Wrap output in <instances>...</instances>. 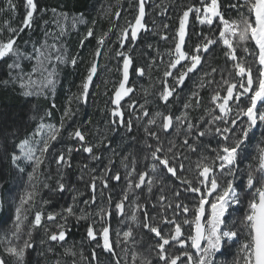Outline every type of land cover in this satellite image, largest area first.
Instances as JSON below:
<instances>
[{
	"label": "rangeland",
	"instance_id": "374dc122",
	"mask_svg": "<svg viewBox=\"0 0 264 264\" xmlns=\"http://www.w3.org/2000/svg\"><path fill=\"white\" fill-rule=\"evenodd\" d=\"M205 2H208V0H205ZM12 3L15 6L14 10L9 8L8 0H0V41H7L9 37H17L19 31L13 32L11 29L19 30L23 26L22 22L25 19V11H27L26 2H24L23 6L21 4L23 12L16 7V0H12ZM195 4L201 7L200 0H145V17L142 22L147 26L148 31L141 30L138 34V39L126 42L123 45V49L121 47L116 48L118 38L121 30L127 27L128 22L134 23V18L138 15V0H95L92 5L93 14L91 19H89L87 14H74L63 8H57L55 11H53L54 9L47 11L39 9L34 14L32 25L28 29V31L32 32L26 37H22L17 43L23 53L32 57L31 60H21L23 72L32 73V69L37 66L35 49L41 48L45 42L48 45L54 44L60 48L66 59L70 60L75 57L77 63L75 66L70 63H59L56 65L57 76L55 77L56 85L54 90L46 88L43 89L40 95L25 96L19 82H14V78L20 70H10L7 67V64L12 62L11 59L5 58V60H1L0 75H3V85L19 93L24 101L30 102V108L25 121L27 126L22 128L23 131L21 133H16L19 129L10 126L6 131H2L1 134L0 153H6L4 151L6 142L8 162L14 179L7 183L10 188L7 194V205L9 203L7 207L10 213L8 212L6 222L0 225V241H3L0 243V258L7 259L9 264H16L15 259L5 252L6 241L13 240V243H16L12 236L15 222L14 211L19 205L18 198L29 187L27 177L32 172L33 167L21 157V161H18V163L25 168V172L19 173L11 162V155L13 153L20 154L19 143L25 138H32L40 123L59 127L60 121L63 119L64 128L58 140L52 143L49 149V157H46L44 164L38 170V180L33 181L36 184L39 195L36 197L35 205L27 213V220L24 221V228L27 230L34 221L35 212L39 210L44 213L41 222V226L44 227H42L39 235L37 236V232L32 229V241L38 238L35 258L39 259L40 256L46 257L47 254L51 256L53 254L56 256L54 259L57 264L60 254L53 250L55 246L52 248L48 243L46 244V240H44L46 237L45 232L59 231L58 224L65 223L61 219V215H67L64 209L73 207L77 215H79L80 210H85L89 215L86 219L81 220H78L76 216H68L66 230L71 222L76 220L82 223L85 229L89 226L93 227L98 234L97 240L102 243L99 230L104 226L110 227V239L114 242L122 241L123 232L131 229L133 231L132 239L135 240V243H132L131 240L127 244L115 243L114 251L116 255L113 256L101 247H97V241L90 240L91 249L89 250L86 240L82 237L84 232H82L83 234H78V239L63 242V247L61 244L58 246L63 250L62 252L67 259L69 258L67 263L71 264L76 261L77 264H115L116 260H120V264H132L131 257L133 253H139L141 256L150 257L153 264H157L158 249L155 248V245L158 238L153 236L140 223L143 220V210L146 209L148 212L149 218L147 222L158 224L162 233L167 236L171 226L164 224L162 218L169 217L178 220L183 218L182 216L174 217L173 209L168 208L167 205L171 202L174 207L175 203L181 202L191 207L195 201L190 199V197H194L196 194L184 191L187 185L181 184L180 180L172 177L171 174H166L162 166H159L160 170L157 173L151 172L150 152L153 149L149 148L148 145H156V140L149 136L144 129L148 128L158 134L160 144L165 149L162 154H167L166 149L169 141L176 143L178 146L176 151L183 152L187 157V159L182 160L185 166V175L195 183L197 161L202 156L213 157L215 155L213 149H216L220 143L214 128L217 125L222 126V121H216L215 124L211 125L213 130L206 136L197 138L195 135L199 130L209 129L212 115L219 113V109H215V112L211 115L208 111L215 108V105L210 103L211 96L214 94L213 90L220 91L221 96L226 95L224 89H226L227 85L221 83L222 76L224 80H240V77L235 73L234 62L226 55L228 50L218 39L219 31L222 30V25H219L218 19L214 20L212 25L200 24L195 19V14H190L186 26L184 50L191 53L195 46L204 42L205 38L216 39V43L209 47L207 53H201V64L198 65L194 72L188 74L182 86L176 87V91L169 98L168 103L165 104L160 99V92L164 88L163 82L167 81L169 87L174 84L172 77H164L163 73L169 61L168 53L177 42L176 32L179 28V20L183 11L188 6ZM231 4H243V0H219V10L226 19L237 20L239 19V12H245V9L240 8L238 12L236 9L229 7ZM113 11H119L121 18L116 19V17H113V22L111 21L105 29L104 25L106 24L104 22ZM81 17L82 22H78L73 26V18L80 19ZM95 17H99V21L95 20ZM164 25H167V28ZM89 28L93 31V36L91 37H87ZM108 32L111 36L105 39L104 45L100 49L101 55L97 58L94 56L98 47L97 40L101 35ZM163 36H167L168 39H162ZM93 40L94 46L89 42ZM234 45L238 59L243 61L246 66L251 65L255 81L259 67L254 55L258 51L255 47V42L251 39L244 42L234 41ZM245 48L249 51L245 52ZM120 50H124L132 58L126 87L132 88L133 91L124 97L120 105L125 121H132L131 132L127 131L125 127L112 123L113 120L119 119L112 116V110L116 107L112 101L114 93L123 79V57L116 55ZM161 58L163 62H161ZM94 59L97 62V72L89 86L87 102H84L78 97L82 92V84ZM139 68L145 69L143 76L139 75ZM212 69H216L215 73H212ZM172 71L173 75H176L177 70ZM229 73L232 74L231 77ZM32 79L38 81L35 91H41L39 85V81L42 79L41 75L39 73L32 75ZM201 81L204 83L203 87L201 86ZM196 93L199 95L194 98ZM190 101L193 106L185 109L184 105ZM197 101H199L198 105ZM44 102L48 105L45 106V109L38 107ZM59 103L62 106L61 109H59ZM247 103L246 96H241L239 103L234 100L231 101L229 104L232 112L229 115V119L236 118L238 124L243 123L247 117H238L236 112L238 109L245 107ZM129 104L134 105V107H129ZM141 105H144V109L149 112V116H143L144 109H141ZM68 108L71 109V115L65 117L64 112ZM97 111L99 112L97 115H92V113ZM157 111L165 115L171 114L174 117L181 116L187 112V122L195 125L193 133L186 137L187 123L177 133L175 131V120L173 128L167 132L161 129L160 119H157L155 125L148 124L147 121ZM259 111L264 112V108L260 107ZM47 113H51V116L49 117ZM20 125H23V121L20 122ZM76 128H79L85 134L86 140L84 143L94 146L93 155L99 157V159H94L83 151L81 144L69 138L68 133ZM44 132H47V129H44ZM250 133L248 140L241 146L235 177L221 176L218 172L216 173L218 182L222 187L226 186L228 180L231 179L239 194L240 203L234 204L229 208L225 219L230 225L239 230L240 239L230 241L223 246L216 254L213 264H238L241 259L239 251L241 243L247 238V231L241 223L242 217L249 211L250 190L246 187L247 174L251 168L257 178H259L260 173L256 172L255 169L258 167L256 163H258L260 149L264 148V125L259 124L257 129ZM251 137L255 141L254 155L248 157ZM185 138L189 139L190 144L195 143V152L188 150L183 145ZM35 139L39 140L40 137L36 136ZM69 147L73 149L71 154L72 166L63 168L62 175L64 177L65 190L59 192L56 191L58 180L57 165L50 157H54L60 152H65ZM44 167L46 170L43 171L42 168ZM132 167H135L136 173L149 172L148 179H152L153 176L156 177L151 193L147 190V184L141 188L135 187L137 175L131 171ZM105 169H110L106 176ZM189 169H192V171H189ZM225 172H227V169ZM114 173L120 175L121 179L119 182L112 178ZM101 176L107 180V188L103 187L102 181L99 179ZM177 176H181L179 171ZM94 177L97 178L95 179V193L91 189ZM2 182L0 177V196L2 187L5 186ZM129 183L133 184L131 192L128 191L127 187ZM177 191L180 192L179 197L174 195V192ZM59 193L64 194L60 196ZM125 194L128 195V200L124 201V215H120L115 209V204L122 201ZM93 195H95V203H91ZM215 195L216 193H213L212 197L208 198L209 202L214 199ZM161 196L165 197L163 201L160 200ZM109 197H111L110 200ZM0 201L3 202L1 197ZM137 204L141 205L140 211L135 210ZM102 208H107L111 211L110 218L106 217V220H101L100 215L97 213ZM205 208L207 217L208 206L206 205ZM2 209H4L3 206L0 207V215ZM49 213L58 214L54 222L45 219ZM131 214H135L138 217L136 222L132 221ZM188 215L191 216V212ZM190 227L189 225L183 226L185 235H187ZM117 232L121 234L119 237L116 235ZM23 239H27V237L23 236ZM66 240H68V236H66ZM66 248H72L76 255L65 254ZM122 248H127V252L122 251ZM167 248H172L173 253L181 251L178 245L173 247L170 244L166 246ZM93 251L95 252V259L92 258ZM192 251L194 252L195 250L193 249ZM27 259L26 252L24 264H29ZM182 259H186V257H182ZM65 261L61 260L59 262L67 264ZM135 264H141L140 260L137 259ZM160 264H163V262H160Z\"/></svg>",
	"mask_w": 264,
	"mask_h": 264
},
{
	"label": "snow or ice",
	"instance_id": "6c2138e0",
	"mask_svg": "<svg viewBox=\"0 0 264 264\" xmlns=\"http://www.w3.org/2000/svg\"><path fill=\"white\" fill-rule=\"evenodd\" d=\"M201 7H196L190 5L186 10L183 11L182 16L179 20V28L176 32L177 42L174 48L168 53L169 61L167 68L164 71V77H172L174 84L169 87L167 81H164V88L160 92V99L163 100L165 104L168 103L169 98L173 96L176 91L177 86H182L185 79L188 77L189 73L194 72L198 65L201 64L202 55L201 53H207L209 47L216 43V39L205 38L202 44L195 46L193 51L190 53L184 50L185 37H186V26L189 21L190 14H195V19L199 21L200 24L212 25L214 19H218L219 25H222V30L219 31L218 39L222 42L225 48L228 50L226 55L234 62V70L239 81H234L232 79L224 80L222 76L221 83L227 85L226 95L221 96L220 91L213 90L214 94L211 96L210 103L215 105V108L209 109V114L215 112V109H219V113L212 115V120L209 124V129L199 130L196 132V137H204L212 131L211 125L215 124L216 121H222V126L217 125L214 128V132L220 139L216 149H213L215 155L213 157L202 156L196 163V176L194 177L195 183L192 179H188L185 175V166L182 162L183 159L187 157L183 152H177L178 147L174 141H169L168 147L166 149L167 154H162L165 149L162 144H160V138L155 131H150L145 128L144 131L156 140V145H148L149 148L153 150L150 152L151 159V172L157 173L162 166L166 174H171L172 177H176L180 180L181 184L187 185L184 191L188 193H194L196 196L190 197V199L195 202L191 207L186 203L177 202L174 207L170 202L167 207L173 209L174 217L182 216V220L176 218L163 217L162 222L171 226L169 234L165 236L158 224L148 223V212L146 209L143 210V220L140 221L142 226L146 228L149 232L154 233L158 241L155 245L157 251V264L163 262V264H213L215 254L221 250L230 241L239 240L238 229L233 225H230L226 221L225 216L228 213L229 208L234 204L240 203L239 194L234 187L233 180H228L226 186H221L218 182L217 172L222 175H227L229 177H235V169L237 166V159L241 152V146L249 138V133L252 132L254 128L257 127L258 123L264 125V112L258 110L257 105L264 108V0H243V4H231L229 7L236 9L239 12L240 8H244L245 12H239V19L230 20L226 19L224 14L219 10V0H200ZM8 6L10 9L14 10V4L12 0H8ZM26 14L25 19L22 22V28L19 30L11 29L13 32L23 31L24 28H30L33 22L34 14L37 12V4L35 0H26ZM55 11V10H53ZM63 15V14H62ZM116 19L120 18V12H115ZM145 17V0H138V15L134 18L133 22H128L127 27L121 30L120 36L118 38V43L123 49V45L126 42L135 41L138 39V34L141 30L147 32V26L142 22ZM65 19H67L65 17ZM82 22V17L80 19L73 18V26ZM167 28V25H164ZM63 31V29H62ZM93 36V31L91 28L87 31V37ZM107 38V33L101 35L97 40V49L94 53L95 57L101 55L100 49L103 47L105 39ZM162 39L167 40V36H163ZM253 40L255 42V47L258 49L255 52V59L258 61L257 78L254 81L252 75L251 65L246 66L243 61H240L237 57L236 48L234 41L244 42L246 40ZM245 52L249 50L244 49ZM252 54V53H249ZM117 56L123 57V68H122V82L114 93V99L112 101L115 104V108L112 110V116L118 117V120H113V124H118L125 127L127 131H132V121H125L124 113L120 109L121 101L130 92L133 91L132 88L126 87L129 80V68L132 64V58L124 50H120L116 53ZM35 57L37 61V66L32 69L31 74L23 72L21 66V60L29 59L32 57L27 56L23 53L16 43V37H9L7 41H0V60H5L9 58L12 60L11 63L7 64L10 70H20L14 82L18 81L20 88L23 89V94L25 96L40 95L43 89L51 88L55 89L57 76L56 65L59 63H70L75 66L77 60L75 57L69 59L65 58V54L56 45H48L46 42L41 48L35 49ZM161 62L163 59L161 58ZM187 62V63H183ZM51 65V67H49ZM172 70H177L176 75H173ZM216 69H212V73H215ZM97 72V62L94 59L88 69L87 76L82 84V92L78 99H82L87 102L89 86L93 80L94 75ZM139 75L143 76L145 73L144 68L138 69ZM39 73L42 79L39 81L41 91H35L38 81L32 79V75ZM207 75V74H206ZM222 75V74H221ZM231 73L229 76L231 77ZM239 85V87H238ZM255 85V86H254ZM201 86H204L203 81H201ZM242 90V91H240ZM250 93V95H248ZM199 94H194L198 96ZM247 97V105L241 109H238L236 116L247 117L243 123H239L236 118L229 119V115L232 112V108L229 101H235L239 103L240 97ZM199 101H197L198 105ZM191 101L185 104V109L192 107ZM54 107V105H53ZM129 107H134V105L129 104ZM141 109H144V105H141ZM50 117L51 113H47ZM71 115V109L68 108L64 112L65 117ZM143 116H149V112L144 109ZM157 119L161 120L160 127L162 130L167 132L169 129L173 128L174 120L176 123L175 131L180 132L181 128L187 123L185 135L186 137L193 133L195 127L194 124L188 121L187 112L181 116L174 117L171 114L165 115L157 111L147 123L150 125H155ZM64 128L63 119L60 121L59 127L52 124L40 123L38 128L33 134L32 138H25L19 143V155L13 153L11 155V162L15 165L19 173H24L25 168L21 166L18 161L23 160L28 161L33 167L32 172L28 175L29 187L24 192L19 199V205L14 211V227L12 236L13 240L6 241L5 252L12 256L16 264H24V258L26 251L32 247L34 244L32 242V229L40 227L44 213L41 211H36L34 215V221L29 225L28 229L24 228V221L27 220V213L36 203V197L39 195L36 184L33 181L38 180V170L41 165L44 164L46 157H49V149L52 143L58 140L61 131ZM47 129V132H44ZM39 136L40 139H35ZM70 139H74L77 143L81 144L84 152L88 153L94 159H99L93 155L92 145L85 144V134L76 128L74 131L68 133ZM183 145L187 147L188 150L195 152V143L190 144L189 139L185 138L183 140ZM79 150V149H77ZM73 149L71 147L67 148L65 152H60L50 159L57 165L58 180L56 185V191L63 192L65 190L64 177L62 175V170L65 167H71V154ZM147 159V157H146ZM127 167V165H126ZM227 169V172L225 170ZM110 169H105V176L109 173ZM131 171L136 173L135 167H132ZM181 173V176H177V173ZM192 171V169H189ZM259 172V178L249 170L247 174L246 187L250 190V199L248 203L249 211L246 215L242 217V226L247 231V238L240 246L241 259L238 264H264V148L260 149V156L258 158V167L255 169ZM137 181L135 182L136 188H141L147 184V190L149 193L152 192L153 182L156 179L153 176L152 179H148L149 172L136 173ZM112 178L119 182L121 177L118 173H114ZM202 178V179H201ZM96 177L93 178L91 183V189L93 193L96 191L95 184ZM102 181L103 187L107 188V180L103 176L99 177ZM47 186V185H45ZM128 191L131 192L133 184H128ZM203 188V191H202ZM220 189L219 191H217ZM213 193H216L214 199L209 202V197H212ZM174 195L179 197L180 192H174ZM111 197H109V200ZM164 196L160 197L163 201ZM128 200V195L125 194L122 201L115 204V209L120 215H124V201ZM91 203H95V195L91 199ZM208 206V214L206 217V208ZM3 206V202L0 201V207ZM27 206V207H25ZM136 211L141 210V205H136ZM67 215H61V219L65 223L58 224L59 231L49 232L46 231L45 235L47 239L52 242L60 243L63 247V242L66 240V222L68 216H76L78 220L86 219L89 213L85 210H80L79 215L73 210V207H67L64 209ZM191 212V216L188 214ZM100 215L101 220H106V217H111V211L107 208H102L97 213ZM58 214L49 213L47 214L48 221H55ZM131 219L133 222L138 220L135 214H131ZM191 226L185 235L183 231V226ZM138 226H140L138 224ZM99 235L102 238V243L97 240V232L93 227L89 226L87 228V238L92 241H97V247H101L104 251L115 256L114 251L115 243L127 244L130 240L135 243L133 238V231L128 229L123 232L122 241H112L110 239V227L104 226L99 230ZM119 237L121 234L116 233ZM26 236L27 239H23ZM190 241V243H189ZM3 241H0L2 243ZM175 242V244H173ZM172 245L180 248L179 253H173L172 248H167L166 246ZM195 250L194 252L192 250ZM51 250V249H49ZM151 251V249H149ZM122 251L127 252V248H122ZM65 254L75 256L76 253L72 248H66ZM186 257V259H182ZM92 258L95 259V252L93 251ZM139 259L141 264H153L150 257L141 256L139 253H133L131 260L132 264H135L136 260ZM0 264H9L8 260L5 258H0ZM57 264H60L58 261ZM115 264H120V260H116Z\"/></svg>",
	"mask_w": 264,
	"mask_h": 264
},
{
	"label": "trees",
	"instance_id": "16d2710c",
	"mask_svg": "<svg viewBox=\"0 0 264 264\" xmlns=\"http://www.w3.org/2000/svg\"><path fill=\"white\" fill-rule=\"evenodd\" d=\"M94 1L95 0H35V2L37 4V12L39 9L40 10L45 9L47 11V10H52V9L55 10L57 8H63L66 11H69L70 13L83 14V15L87 14L89 19H91L92 14H93L92 5H93ZM16 2H17L16 7L19 8V10H21V12H23L22 6H23L24 2H26V0H16ZM21 4H22V6H21ZM194 6L198 7L197 4H195ZM114 14H115V11H113L112 14L104 22V24H106V25H104L105 29L108 27V25L111 21L113 22V17H115ZM95 18H96L95 20L99 21V17H95ZM120 18H121V13H120ZM214 20H216V19H214ZM20 28H22V27H20ZM28 29L29 28H24L23 31H19V33L16 37V43H18L22 37H24V36L26 37L27 35L30 34V32H32V31H28ZM99 33H100V31H99ZM107 34H108L107 37L111 36V35H109V32ZM89 42H91V44L93 46L95 45L94 40L89 41ZM120 47H121V45L118 43L116 48L118 49ZM1 62L2 61L0 60V64H1ZM82 74H83V72H82ZM2 78H3V75H0V139H1L2 131L3 132L6 131L10 126L15 127L16 129H19L16 133H21L23 131L22 128L27 126V122H25V121L27 119L28 109L30 108V102H28L26 100L24 101L22 99V97L19 95V93L14 92L12 89L4 86L2 83ZM230 102L231 101H229V103ZM45 106H48L47 103H45V102L38 105V107L43 108V109H45ZM59 107H60L59 109L62 108L60 103H59ZM259 109H260V107H259ZM98 113L99 112L97 111L96 113H92V115L95 116V114L97 115ZM21 121H23L22 126L20 125ZM258 125H259V123H258ZM256 129H257V127L254 128L252 131L254 132V130H256ZM9 133H11V132H9ZM250 135H251V133H249V136ZM7 141H8V139H7ZM254 144H255V141L251 137L248 157L254 155V147H255ZM6 147H7V145L5 142L4 151H6V153H3V152L0 153V177L2 178V181H3L2 183H4V185H5L2 187V192H1V196H0L4 202V205H3L4 209H2V213L0 215V225H1V223L6 222L7 215L10 213V211H8L9 208L7 207L9 205V203L7 205V194H8V190H10V188H9V185L7 183L13 181V179H14V176L12 175L13 174L12 169H11L9 162H8L9 160H8ZM256 164H258V163H256ZM42 170L43 171L46 170L45 167L42 168ZM59 194H60V196H62L64 193H59ZM45 219H47V217H45ZM51 222H54V221H51ZM42 227H44V226H41V228H39V227L34 228V232L35 231L37 232V236L42 231ZM86 230H87V228L85 229V227L83 226L82 223H79L76 220L72 221L69 228L66 230V236H68V240H65V241L75 240L76 238L78 239L79 238L78 234H81L82 232H84V235L82 237L86 240V243H87L88 248L90 250L91 249L90 239L87 238ZM152 234H153V236H155L154 233H152ZM39 237L42 238L41 236H39ZM37 239L32 241L34 244V247H32L26 251L27 257H28L27 260H28L29 264H56L55 259H54V258H56V256L53 254H52V256L47 254L46 257L40 256L39 259L35 258V254H36L37 248H38V245H37L38 240ZM44 240H46V244L48 243L52 248H53V246H55L53 250L57 251L58 254H60L59 255L60 257L58 260L59 261L66 260L65 262L67 263L69 258L67 259L66 255H64V253L62 252L63 250L60 249V247H58L60 245V243L49 241L47 239V236L44 238ZM216 254H215V256H216ZM57 257H58V255H57ZM89 259L91 261V257ZM67 264H69V263H67ZM71 264H77V263H76V261H74Z\"/></svg>",
	"mask_w": 264,
	"mask_h": 264
},
{
	"label": "water",
	"instance_id": "95a60500",
	"mask_svg": "<svg viewBox=\"0 0 264 264\" xmlns=\"http://www.w3.org/2000/svg\"><path fill=\"white\" fill-rule=\"evenodd\" d=\"M259 107H260V104L257 105V108H258V109H259Z\"/></svg>",
	"mask_w": 264,
	"mask_h": 264
},
{
	"label": "bare ground",
	"instance_id": "6f19581e",
	"mask_svg": "<svg viewBox=\"0 0 264 264\" xmlns=\"http://www.w3.org/2000/svg\"><path fill=\"white\" fill-rule=\"evenodd\" d=\"M62 132V131H61Z\"/></svg>",
	"mask_w": 264,
	"mask_h": 264
}]
</instances>
